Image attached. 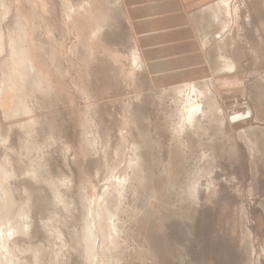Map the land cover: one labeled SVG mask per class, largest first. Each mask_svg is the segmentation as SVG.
Here are the masks:
<instances>
[{"label": "rangeland", "instance_id": "1", "mask_svg": "<svg viewBox=\"0 0 264 264\" xmlns=\"http://www.w3.org/2000/svg\"><path fill=\"white\" fill-rule=\"evenodd\" d=\"M79 1L0 2V96L13 84L23 92L20 102L10 96L8 110L0 99V169L12 201L6 221L28 225L11 240L18 264H86L79 248L85 203L99 199L112 174L132 173L121 130L127 142L141 144L145 181L127 192L113 261L264 264V0H237L238 17L225 16L229 29L214 28L216 38L207 43L212 74L199 82L210 91L189 93L202 104L200 125L191 128L180 114L186 90L175 94L178 83L159 87L146 68L133 69L136 37L117 1L91 0L85 10ZM70 7L76 15L69 18ZM11 43L22 50L30 43L25 54L38 65L20 84L12 83L21 66L12 61ZM208 96L221 108L216 118ZM248 138L259 152L251 153ZM189 183L196 185L190 198Z\"/></svg>", "mask_w": 264, "mask_h": 264}, {"label": "bare ground", "instance_id": "2", "mask_svg": "<svg viewBox=\"0 0 264 264\" xmlns=\"http://www.w3.org/2000/svg\"><path fill=\"white\" fill-rule=\"evenodd\" d=\"M3 1V0H2ZM2 1H0V2H2ZM106 1V0H105ZM108 1V0H107ZM117 1V0H116ZM236 1V0H235ZM5 2V1H4ZM7 3H8V1H7ZM79 3H80V6H81V8H82V10H85L86 8H88V7H92L91 6V0H80L79 1ZM116 3V2H115ZM218 3H221V5L220 6H222L223 7V11L225 12V15L228 17V16H233L234 14V16L235 17H238V10H239V8H238V6L234 3V1L233 0H219L218 1ZM4 4V3H3ZM98 4V3H97ZM105 4H106V2H105ZM104 4V5H105ZM108 4V3H107ZM114 4V3H113ZM6 5V4H5ZM8 5V4H7ZM6 5V6H7ZM19 5V4H18ZM108 5H110V3L108 4ZM112 5V4H111ZM1 6H3L4 7V5H2L1 4ZM0 6V7H1ZM219 6V7H220ZM2 7V8H3ZM39 7H41V5L39 6ZM222 7H220V8H222ZM5 8H7V10H5L4 11V8H3V11L6 13L8 10H9V8H8V6L7 7H5ZM217 8H218V6H217ZM20 9L21 10H23V8L22 7H20ZM40 10H41V8H40ZM220 10V9H219ZM70 12L68 13V17L70 16H74V15H76V12L74 11V9H73V7H70V10H69ZM212 11H214V9L212 10ZM216 11V10H215ZM3 12V13H4ZM42 13H43V11H41ZM40 12V13H41ZM103 12V11H102ZM2 13V12H1ZM4 13V14H5ZM9 13V12H8ZM8 13H6L4 16H6ZM24 13V12H23ZM27 13V12H26ZM221 13V12H220ZM215 14V13H214ZM38 15V14H37ZM109 15V13L107 14V16ZM110 16V15H109ZM219 16H220V14H219ZM221 16H222V14H221ZM27 17V16H26ZM43 17V16H42ZM69 17V18H70ZM102 17V16H101ZM106 18V17H105ZM216 19V18H215ZM220 19V18H219ZM218 19V20H219ZM19 20V19H18ZM17 20V21H18ZM27 20V19H26ZM74 20V19H73ZM231 20H233L232 18H231ZM2 21V20H1ZM104 21V20H103ZM26 22V21H25ZM27 22H28V20H27ZM138 22V21H137ZM148 22V21H147ZM228 23L230 22V21H227ZM77 23H78V21H77ZM130 23V22H129ZM146 23V22H145ZM104 24H105V22H104ZM131 25V24H130ZM148 25V24H147ZM146 25V26H147ZM20 26V25H19ZM98 26H100V25H98ZM100 27H102V26H100ZM17 29V28H16ZM169 29V28H168ZM18 30V29H17ZM100 30V29H99ZM18 31H20V29L18 30ZM136 32V31H135ZM204 32V31H203ZM144 33V32H143ZM148 33V32H147ZM20 34H22V33H20ZM205 33H203L202 35H204ZM1 35V34H0ZM207 35V34H206ZM206 35H204V36H206ZM1 37V36H0ZM21 37H22V35H21ZM20 37V38H21ZM202 37V36H201ZM201 37H200V39H201ZM19 38V37H18ZM2 38H0V40H1ZM22 39V38H21ZM21 39H17V41H21ZM202 39H203V37H202ZM13 40V39H12ZM12 40H11V42H12ZM205 40V39H204ZM226 40V39H225ZM224 40V41H225ZM203 41V40H202ZM224 41H221V42H224ZM27 42H30V41H27ZM205 42H206V40H205ZM220 43V42H219ZM5 44V43H4ZM29 44L30 43H27V45H28V48H29ZM11 45H13L12 43H11ZM190 45H191V43H190ZM200 45H202V44H200ZM223 45V44H222ZM226 45V44H225ZM1 46V45H0ZM2 46H4V45H2ZM91 46H93V45H91ZM159 46V45H158ZM203 46V45H202ZM9 47H11L10 49H11V53H12V57H13V59L12 58H10V59H12V61L13 62H16L18 65H20L21 66V68L18 70V65L14 68V70L17 68V70H15L14 72H16L17 71V73H15L14 74V76H13V82L12 83H18V81H20V79L21 78H23L24 77V79H25V77H26V75H27V73H28V71H29V69H32L33 70V67H35L37 64H35L34 65V62H33V58L32 59H29L28 58V55H30V53H26L25 54V50L26 49H28V48H26V49H24V50H22L19 46H18V44H16L15 43V45H13V47L12 46H9ZM21 47H23V46H21ZM27 47V46H26ZM30 47H32V46H30ZM94 47V46H93ZM153 47V46H152ZM156 47V46H155ZM181 47V46H180ZM3 47H1V49H2ZM148 48V47H147ZM0 49V50H1ZM31 49H34V48H31ZM141 48L139 47V44H138V41H137V38H136V49H134V50H132L131 51V55H132V65H133V69H136V70H139V69H142V68H146L147 69V67H149V62L146 60V58L144 57V55L142 56V54H141V50H140ZM145 49V48H144ZM179 49V48H178ZM220 49V48H219ZM18 50V51H17ZM146 50V49H145ZM222 50H224V49H222ZM35 51V50H34ZM143 51V50H142ZM173 51V50H172ZM190 51V50H189ZM220 51V50H219ZM29 52V51H28ZM31 52V51H30ZM149 52V51H148ZM220 52H223V51H220ZM147 53V52H146ZM28 54V55H27ZM33 54V53H32ZM35 54H36V51H35ZM166 54V53H165ZM148 56V55H147ZM162 56V55H161ZM11 57V56H10ZM18 57V58H17ZM220 57H223L221 60H222V62H223V64L225 65H228V67L229 68H232V66H233V68H234V65H233V63L231 62V59L228 57V55L225 53V51L223 52V55H220ZM37 58H39V57H37ZM37 58H36V60H37ZM11 61V60H10ZM11 61V62H12ZM35 62H37V61H35ZM15 63V64H16ZM11 64V63H10ZM12 65V64H11ZM19 66V67H20ZM38 66V65H37ZM39 66H40V64H39ZM198 66V65H197ZM11 67H13V65L11 66ZM10 67V68H11ZM26 68H28V70L26 69ZM36 69L38 68V67H35ZM40 68V67H39ZM200 68H202V67H200ZM206 68V67H205ZM41 70H42V68H41ZM44 70V69H43ZM13 71V70H12ZM40 71V70H39ZM39 71H37V73H40ZM45 71V70H44ZM44 71H42V72H44ZM205 71V70H204ZM34 72V71H33ZM32 72V73H33ZM28 74H30V73H28ZM35 74V73H34ZM160 74V73H159ZM186 74V76H188V77H186L185 79H182V80H180V82H177L178 84L176 85V86H174L175 88H173L174 89V93L176 94H181L182 93V91H184L185 92V90H186V98H185V101L183 102V98H182V104H181V108H180V114H181V119H182V121H183V123L185 124V125H189V128H191V127H197V126H199L200 124V118L198 119V118H196V115H197V113H199L200 112V107H201V105L202 104H200L198 101L196 102L194 99H192V98H189V93H194V94H196V95H199V94H201V95H209V91H210V89H209V87H208V82L206 83V84H204V85H201V83H199L201 80H204L207 76H196L195 75V73H193V72H186L185 73ZM12 75L13 74H11V77H12ZM43 75H44V77H45V73H42V77H43ZM155 75V74H154ZM153 75V76H154ZM40 76V75H39ZM157 76H159V75H157ZM9 77V76H8ZM27 77H28V75H27ZM30 77V76H29ZM44 77L42 78L43 80H44ZM46 77H48L47 75H46ZM176 77V76H175ZM38 78H40V77H38ZM159 77H152V79H153V81L151 80V82L152 83H157L156 81H155V79H158ZM163 78V77H162ZM11 79V78H10ZM27 79V78H26ZM41 79V78H40ZM41 79V80H42ZM151 79V78H150ZM9 80V79H8ZM22 80V79H21ZM29 80V79H28ZM31 80V79H30ZM30 80H29V82H30ZM45 80H46V78H45ZM10 81H12V80H10ZM25 81V80H24ZM23 82V81H22ZM32 82V81H31ZM47 82H48V80H47ZM25 83V82H24ZM45 83V82H44ZM49 83V82H48ZM47 83V84H48ZM163 83V82H162ZM168 83V82H167ZM6 84V83H5ZM18 84H20V83H18ZM32 84H34V83H32ZM46 84V86H48V85H50V84H48L47 85ZM11 85V84H10ZM9 85V86H10ZM14 85V84H13ZM11 85L10 87H11V90H12V88L14 89V87L16 86V85ZM21 86H22V84H20ZM19 85V86H20ZM171 85H174V84H171ZM170 85V86H171ZM181 85H184V87H179V86H181ZM8 86V87H9ZM21 86L20 87H18V89H17V87H15L16 89L13 91V92H15V93H11V90L10 89H8V87H7V89L8 90H10L8 93H6V96H5V93H4V97L1 95L0 97V99H1V101H2V105L1 106H3V104H7L8 105V107H7V105H6V107L5 106H3V107H5V108H7V110L11 107H9V105H11V103H13V102H11L10 103V101H11V98L12 97H10V96H12V94L15 96L16 95V98L15 99H17L18 97H19V102H20V98H22V94H23V92H22V88H21ZM40 86H41V84H40ZM45 86V85H44ZM226 86H228V85H226ZM33 87V86H32ZM45 88V87H44ZM47 88V87H46ZM6 89V90H7ZM51 89V88H50ZM36 90V89H35ZM42 90V89H41ZM45 90H47V89H45ZM17 91V92H16ZM25 91V90H24ZM44 91V90H43ZM3 92V91H2ZM188 94V95H187ZM24 96V95H23ZM6 98V99H5ZM24 98H26V97H24ZM23 99V98H22ZM23 101V100H22ZM21 101V102H22ZM25 102V101H24ZM24 102H22L23 104H24ZM208 107H209V109H214L215 111H216V113L214 114L213 113V117L212 118H216L218 115H219V113L221 112V108H220V106H219V104L217 103L218 101L216 100V98H209V96H208ZM10 103V104H9ZM19 104V103H18ZM18 104H16V105H18ZM20 105V104H19ZM2 107V108H3ZM19 107V109L22 111H24V106L22 107V105H21V107L20 106H18ZM26 109H28V108H26ZM25 109V110H26ZM5 110V112H6V109H4ZM10 111V110H9ZM18 111V110H17ZM22 111V112H23ZM28 110H26L25 112H27ZM31 111V110H30ZM7 113H8V111H7ZM28 113V112H27ZM26 113V114H27ZM9 114V113H8ZM10 114H12V113H10ZM23 114H24V112H23ZM30 114V113H29ZM31 115V114H30ZM30 119V118H29ZM33 122V121H32ZM184 124H180V126H179V129H178V131L175 129L174 131L176 132V135H179L180 133H182L183 132V128H184ZM123 129V128H122ZM179 131H181V132H179ZM121 140H122V142H124V144H125V142L127 143V145H128V148H127V150H128V153H129V157H128V159H126V161H127V168H129V169H131V171H132V173H131V176L128 174V172H126V171H120L121 173H119L118 175H116V174H112L111 175V173L109 174V175H111V177H113L114 178V180H112V181H110V183L109 184H107V187H106V191L104 192V193H102L101 194V196H100V193H99V199H93V201L91 200L90 202H86L85 204H87V203H89L88 204V207L87 208H85V214H84V217H83V226H82V235H81V238H80V240H79V248L81 249V251H82V254H83V256H84V259H85V261H86V264H122V262L120 261V259H118V258H116L115 259V261H113V259L117 256L116 255V253H118V249H119V244H120V242H119V238H120V234L122 233V224H121V220H123L122 218H121V216L126 212V208L124 207L125 206V203H126V199H127V192H128V190H130L129 188L132 186L131 185V183L132 182H134V183H136L137 184V187L139 188V187H141L142 185H143V183H144V181H145V176L142 174V170H141V166H143L142 165V163H141V160L143 159L142 158V153H141V149H142V147H141V144L139 143V142H136V141H129L128 140V142H127V137H128V135L126 134V133H124V134H122L123 132H122V130H121ZM252 137V136H251ZM250 138V137H249ZM247 139V142L246 143H248L249 144V146L251 147V153H253L254 154V150L255 151H257L258 150V152H259V148H258V145H257V142L256 141H252V140H250V139ZM253 144H252V143ZM254 148V149H253ZM121 155V154H120ZM251 156V155H250ZM125 162V161H124ZM141 165V166H140ZM5 167V166H4ZM126 167H125V170H127L126 169ZM1 168V167H0ZM108 168V167H107ZM110 168H113V167H110ZM118 168V167H117ZM144 168V167H143ZM128 169V170H129ZM144 171V170H143ZM9 172V171H8ZM144 173V172H143ZM6 175H7V173H6ZM8 175H10V174H8ZM107 176V175H106ZM5 178H9V177H5V174H4V172L0 169V264H18L19 263V260H20V258H19V256L16 254V252H14V249L12 248V246H11V240H13L15 237H16V235L17 234H25L26 232L24 231V228L26 229V227L25 226H28V225H26V223H24L23 224V222L21 221V219L19 220V221H21L20 223H18V221L17 222H15V223H12V222H14V221H16L15 219H14V221H12L11 223L10 222H8V224H7V218H6V213L8 212V210H9V206H10V203L12 202V201H10V197H9V194L10 193H8V187L6 186V184H5V182L3 181V180H5ZM115 178H116V180H115ZM106 179V178H105ZM6 181H8V180H6ZM107 181H108V178H107ZM107 183V182H106ZM134 183H133V185H134ZM191 183V182H190ZM188 184V185H191V184ZM135 184V185H136ZM195 184V183H194ZM104 185V184H103ZM196 185H191V186H188V187H190L189 189H187L186 190V195H187V197H188V195H189V198L192 196H195V187ZM134 187V186H133ZM136 187V188H137ZM187 187V188H188ZM198 187V186H197ZM135 188V189H136ZM103 189V188H102ZM103 192V191H102ZM58 195V194H57ZM56 195V196H57ZM61 195V194H60ZM88 195V194H87ZM94 196H95V194H94ZM93 196V197H94ZM60 197V196H59ZM185 197V196H184ZM86 198H87V196H86ZM92 198V197H91ZM97 198H98V196H97ZM58 199V198H57ZM62 199V198H61ZM195 199V198H194ZM58 200H60V199H58ZM63 200V199H62ZM61 200V201H62ZM85 200V199H84ZM83 200V201H84ZM86 201V200H85ZM60 202V201H59ZM65 203V202H64ZM62 204V203H61ZM11 205H12V203H11ZM13 206H15V205H13ZM11 208H12V210L11 211H13V208L14 207H12L11 206ZM5 209L7 210V211H5ZM17 210V209H16ZM10 211V212H11ZM15 211V210H14ZM19 211V210H18ZM10 212H9V214H10ZM12 215H14L13 213H12ZM18 215V214H17ZM25 216H26V214H24ZM10 216V215H9ZM24 216V217H25ZM8 217V216H7ZM28 217V216H27ZM12 219V218H11ZM11 219H9V221H11ZM18 219H19V217H18ZM2 220H3V224H1L2 223ZM5 220V221H4ZM24 221H25V219H24ZM28 221V220H27ZM28 223V222H27ZM29 224L31 225V223L29 222ZM2 225H3V227H2ZM28 228V227H27ZM81 230V229H80ZM57 231V230H56ZM59 232V231H58ZM58 234V233H57ZM79 234H81V233H79ZM58 235H60V233L58 234ZM246 235V234H245ZM18 236V235H17ZM60 237H61V235H60ZM246 237H248V238H250V233H248V236H246ZM62 238V237H61ZM63 239V238H62ZM61 239V240H62ZM246 239V238H245ZM242 240H243V238H242ZM247 240V239H246ZM249 241H248V246H246L247 247V249H248V254L247 255H249L248 257H249V259L254 255V250H253V246H252V244H251V241H250V239H248ZM63 241V240H62ZM245 241V240H244ZM65 243V242H64ZM75 244V243H74ZM62 245V244H61ZM65 245V244H64ZM76 246H78V244H76ZM13 247H14V245H13ZM76 248V247H75ZM60 249V248H59ZM98 249L100 250V252L98 251ZM246 249V250H247ZM17 251H19L18 249H17ZM37 251H38V249H37ZM37 251H35V252H37ZM39 251H41V249L39 250ZM38 251V252H39ZM45 251V250H44ZM35 253V254H33L34 256H35V259L36 260H38V259H40V254L39 253ZM59 251H57L56 253H58ZM263 252V251H262ZM60 253V252H59ZM264 253V252H263ZM33 256V257H34ZM108 257L109 258H111V259H108ZM43 258V257H42ZM56 258V257H55ZM34 259V258H33ZM27 261H29V260H27ZM26 261V262H27ZM56 261V260H55ZM57 262V261H56ZM248 262V261H247ZM30 263V262H29ZM40 263V262H39ZM38 263V264H39ZM43 262H41L40 264H42ZM26 264H28V263H26ZM53 264V263H52ZM56 264V263H55ZM58 264V263H57ZM249 264H251V263H249Z\"/></svg>", "mask_w": 264, "mask_h": 264}, {"label": "crops", "instance_id": "3", "mask_svg": "<svg viewBox=\"0 0 264 264\" xmlns=\"http://www.w3.org/2000/svg\"><path fill=\"white\" fill-rule=\"evenodd\" d=\"M218 1L117 0L126 23L137 38L142 56L149 62L146 70L152 76L155 74L153 77H159L155 79L156 85L164 87L180 82L188 77L186 72H193L196 76L212 74L209 57L213 53L207 43L216 38L212 32L217 24L219 34L230 27ZM220 55L223 52L218 51Z\"/></svg>", "mask_w": 264, "mask_h": 264}]
</instances>
